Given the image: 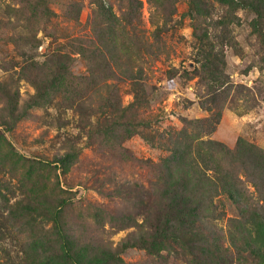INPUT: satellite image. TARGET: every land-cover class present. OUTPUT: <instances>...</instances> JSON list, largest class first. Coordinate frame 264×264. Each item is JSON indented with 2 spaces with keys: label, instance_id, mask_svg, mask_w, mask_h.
<instances>
[{
  "label": "rangeland",
  "instance_id": "rangeland-1",
  "mask_svg": "<svg viewBox=\"0 0 264 264\" xmlns=\"http://www.w3.org/2000/svg\"><path fill=\"white\" fill-rule=\"evenodd\" d=\"M100 1L119 15L116 27L124 32L127 0ZM139 1L142 40L131 43L140 48L126 61L141 67V78L128 80L124 66L116 68L122 77L108 79L102 91L106 103L120 106L107 108L113 113L105 120L92 114L98 97L85 85L79 57L70 69L82 89L69 85L37 102L27 65L30 58L44 61L63 29L84 32L94 0H0V264H67L46 256L60 252L65 238L79 264H191L180 250L155 255L139 240L150 212L141 191L152 194L170 138L182 128L204 135L195 120L219 109L203 137L230 149L242 138L264 150V38L253 28L254 12L239 7L228 14L215 4L213 18H195L188 0ZM75 6L79 23L62 16ZM225 15L227 26L215 22ZM117 117L122 121L111 128ZM227 198L217 201L224 211L218 226L225 228L237 214Z\"/></svg>",
  "mask_w": 264,
  "mask_h": 264
},
{
  "label": "trees",
  "instance_id": "trees-1",
  "mask_svg": "<svg viewBox=\"0 0 264 264\" xmlns=\"http://www.w3.org/2000/svg\"><path fill=\"white\" fill-rule=\"evenodd\" d=\"M94 2L96 7L91 8L89 26L84 32L68 33L63 29L61 35H56L58 37L53 35L62 41L50 49L47 58L42 62L30 58L27 65L28 69L32 68L29 79L36 89L32 100L37 102L48 99L51 91H66L67 87L78 88L79 85L82 89L83 79L74 81L70 69V60L79 57L88 70V75L84 76L85 85L89 93L95 92L98 97L97 108L92 114L106 120L113 113L112 109L106 113V109L120 106L118 102L115 105L106 103V92L102 91L108 79L122 77L115 73L116 68L124 66L121 73L127 74L128 80L141 78V67H130L126 60L136 57L134 52L140 48L137 46L134 50L130 45L142 40L141 33L136 30L142 5L139 0H127L124 15L121 13L127 29L121 33L116 27L119 15L106 3ZM164 2L166 0H156V5ZM188 3L195 18L202 15L210 18L211 7L217 6L215 4L225 5L228 14L239 7L248 8L255 14L252 22L255 32L264 38V0H188ZM45 8L48 20L53 11L48 5ZM70 10L63 9V18L79 23V8L75 6ZM230 20L229 15H225L215 22L227 26ZM208 33H202V37L209 39ZM38 70H42V79L38 77ZM68 99L74 101L71 97ZM212 100H216V95ZM208 109L216 111L211 106ZM219 116L218 109L195 121L204 127V135H208ZM120 118H113L110 127L120 123ZM204 135L182 128L170 138V154L157 164L159 172L153 183V195L145 187L141 191L142 204L150 212L144 214L139 224L144 228L139 240L155 255L162 256L164 248L176 253L180 250L188 254L191 264H264V150L252 143H243L242 138L230 149ZM219 148L224 152L217 157L215 150ZM64 160L65 157L60 162ZM222 196H227L237 209V214L227 218L226 228L218 226V220L224 215L217 204ZM67 242L65 238L60 252L51 255L48 250L46 256L57 257L67 264H79L78 255ZM113 259L121 261L118 257Z\"/></svg>",
  "mask_w": 264,
  "mask_h": 264
}]
</instances>
